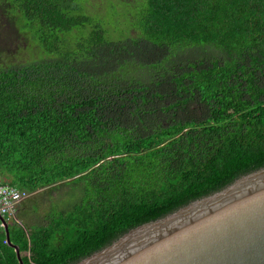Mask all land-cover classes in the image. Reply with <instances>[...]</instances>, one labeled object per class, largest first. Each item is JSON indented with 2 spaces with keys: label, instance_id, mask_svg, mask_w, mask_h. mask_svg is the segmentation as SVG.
Here are the masks:
<instances>
[{
  "label": "trees",
  "instance_id": "1",
  "mask_svg": "<svg viewBox=\"0 0 264 264\" xmlns=\"http://www.w3.org/2000/svg\"><path fill=\"white\" fill-rule=\"evenodd\" d=\"M0 6L41 50L0 62V181L29 194V238L8 222L11 246L0 220V264H20L15 246L24 264H74L264 168V0ZM60 190L31 223V200Z\"/></svg>",
  "mask_w": 264,
  "mask_h": 264
},
{
  "label": "water",
  "instance_id": "2",
  "mask_svg": "<svg viewBox=\"0 0 264 264\" xmlns=\"http://www.w3.org/2000/svg\"><path fill=\"white\" fill-rule=\"evenodd\" d=\"M0 220L13 246L9 223ZM74 264H264V168L130 229Z\"/></svg>",
  "mask_w": 264,
  "mask_h": 264
},
{
  "label": "rangeland",
  "instance_id": "3",
  "mask_svg": "<svg viewBox=\"0 0 264 264\" xmlns=\"http://www.w3.org/2000/svg\"><path fill=\"white\" fill-rule=\"evenodd\" d=\"M6 13V8L0 6V62H28L37 58L41 50L37 48L38 46L34 48L26 41L17 38L15 27L6 18ZM65 193V190H60L59 192L47 191L37 194V197L32 199L28 206H26L27 209L32 210L31 223H45L46 215H48V211L52 208L53 203H55L53 206L57 207L63 205L67 199L69 200V197H66ZM37 198L39 199L38 207ZM21 204L18 208L21 207ZM36 207L37 211L33 212V209H36Z\"/></svg>",
  "mask_w": 264,
  "mask_h": 264
},
{
  "label": "built area",
  "instance_id": "4",
  "mask_svg": "<svg viewBox=\"0 0 264 264\" xmlns=\"http://www.w3.org/2000/svg\"><path fill=\"white\" fill-rule=\"evenodd\" d=\"M28 197L29 194L27 192L0 181V215L4 217L7 222H15L22 227L29 238L27 228L17 217L18 206ZM2 226H4L3 223Z\"/></svg>",
  "mask_w": 264,
  "mask_h": 264
}]
</instances>
